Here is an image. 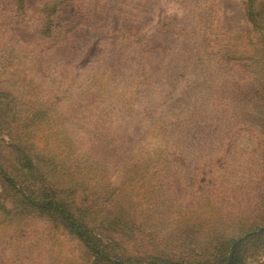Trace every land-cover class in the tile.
Instances as JSON below:
<instances>
[{
	"label": "rangeland",
	"instance_id": "obj_1",
	"mask_svg": "<svg viewBox=\"0 0 264 264\" xmlns=\"http://www.w3.org/2000/svg\"><path fill=\"white\" fill-rule=\"evenodd\" d=\"M50 1L0 0L6 139L28 123L19 139L90 206L114 253L202 264L221 242L263 230L264 70L245 67L259 34L243 0H55L46 28ZM107 194L138 212L112 211ZM109 217L126 224L111 230ZM263 245L249 264H264ZM0 264L94 257L10 202Z\"/></svg>",
	"mask_w": 264,
	"mask_h": 264
},
{
	"label": "trees",
	"instance_id": "obj_2",
	"mask_svg": "<svg viewBox=\"0 0 264 264\" xmlns=\"http://www.w3.org/2000/svg\"><path fill=\"white\" fill-rule=\"evenodd\" d=\"M243 2L248 19L259 34L258 42L254 43L253 53L246 58L248 64L245 67L255 71L257 76L260 71L264 70V0H243ZM58 4L55 0L47 3L46 28L52 26L51 17ZM260 79H264V77L261 76ZM258 85L264 89V84L261 81H258ZM262 92L264 94V90ZM2 121L3 119L0 121V180L2 181L0 208L8 209V203L12 202L21 208L30 209L33 213L45 215L58 225H63L92 254L94 264H201L199 261L181 260L160 255L136 256L114 253L110 244L105 241V235L101 232L99 223H95L89 215L90 206L87 208L84 205L85 201L79 197L78 201L77 198L69 197V192L61 185L62 181L48 178V171H43L37 155L19 139L21 130L29 128L27 127L28 123L24 122L14 129H9V133L6 135L9 136V139H6L2 134ZM260 124L264 125V121ZM31 125H33L32 122ZM63 180L65 181L64 178ZM112 195L107 194L104 198L105 205L110 200L107 207H111L112 211L117 208L118 211L130 214V209L134 213L138 212L135 207L129 208L127 201H122L124 204L122 205L119 199H111ZM107 219L109 220L107 228L111 230L119 229L126 224L120 225L112 217ZM125 229L132 230L127 225ZM255 229L256 227L221 242L219 246L215 247L213 254L210 255L211 258L202 264H249L251 252L259 251L258 244L264 241V229L254 231ZM111 240L115 245H119L118 240L113 238ZM109 255L114 256L116 261Z\"/></svg>",
	"mask_w": 264,
	"mask_h": 264
}]
</instances>
